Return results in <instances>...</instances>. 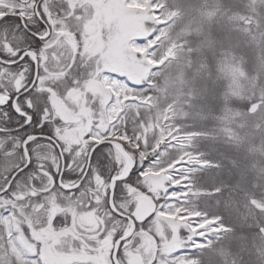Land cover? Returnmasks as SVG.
Instances as JSON below:
<instances>
[{"label": "snow or ice", "instance_id": "obj_1", "mask_svg": "<svg viewBox=\"0 0 264 264\" xmlns=\"http://www.w3.org/2000/svg\"><path fill=\"white\" fill-rule=\"evenodd\" d=\"M0 264H264V0H0Z\"/></svg>", "mask_w": 264, "mask_h": 264}]
</instances>
